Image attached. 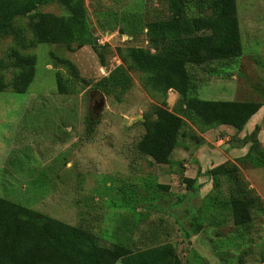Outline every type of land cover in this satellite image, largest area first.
<instances>
[{
    "label": "rangeland",
    "instance_id": "1",
    "mask_svg": "<svg viewBox=\"0 0 264 264\" xmlns=\"http://www.w3.org/2000/svg\"><path fill=\"white\" fill-rule=\"evenodd\" d=\"M84 3L95 37L106 46L102 50L106 67L99 64L89 46L69 51L60 44L39 43L26 49L16 46L36 59L26 91L11 88L14 68L1 71L7 87L0 91V197L68 223L83 218L104 244L132 236L136 246L171 242L183 264H264V167L236 159L247 152L250 142L246 135L255 125L259 126L255 137L264 146V0H237L242 54L233 62L213 65L223 67L225 74L198 69L196 89L200 99L256 100L263 105L239 131L219 125L201 132L186 120L184 134L170 156L174 168L166 175L159 172L167 166L152 164L135 149L144 132L143 122L152 116L161 95L144 88L136 71L130 72L132 87L119 98L117 91L105 94L92 87L120 63L116 45L146 46L143 35L133 41L119 35L116 28L125 25L123 14L140 8L153 18L165 9V0ZM37 10L64 12L55 0ZM27 21L22 16L14 22L31 38ZM15 45L11 35L0 37V57L9 59L8 50ZM56 57L70 59L80 77H72ZM57 72L68 79L65 93L57 90ZM177 98L176 91L168 90V109ZM100 99L103 104L97 107ZM87 116L98 118L91 136L85 134ZM194 137L200 143L191 139ZM182 159L192 177L187 176L196 180L191 186L181 180L179 170L186 169L180 164ZM223 162L238 166L263 203L261 210L252 209L253 222L246 230L232 224L228 210L218 212V205H207L205 196L214 189L204 172ZM157 182L169 189H155ZM224 196L220 198L224 200ZM150 199L155 200L152 206ZM136 205L138 211L133 213ZM193 217L203 223L197 234L188 228Z\"/></svg>",
    "mask_w": 264,
    "mask_h": 264
},
{
    "label": "trees",
    "instance_id": "2",
    "mask_svg": "<svg viewBox=\"0 0 264 264\" xmlns=\"http://www.w3.org/2000/svg\"><path fill=\"white\" fill-rule=\"evenodd\" d=\"M49 1L0 0V37L11 35L16 44L8 50L9 59L0 57V91L7 87L1 72L7 67L16 71L11 88L19 93L27 90L35 74L36 59L33 53L22 52L19 48L39 43L60 44L69 51L89 46L99 64L107 66L102 51L106 46L95 37L84 0H55L64 10L60 14L37 10ZM123 15L121 21L125 25L116 28L119 35H127L126 41L143 35L146 46L116 45L115 53L120 63L96 80L92 87L105 94L117 91L119 98L132 87L130 72L136 71L141 75L144 88L161 95L152 116L144 120V132L135 144L137 153L148 157L152 164L171 163V152L184 134L186 120L201 132L219 125L239 131L263 105L256 100H210L196 95L200 83L198 69H206L210 74H225L223 67L213 65L233 62L242 54L237 0H165V9L153 18L140 8ZM22 16L28 18L31 38L14 22ZM55 60L72 77H80L70 59L56 57ZM66 81L68 79L61 73H56L59 93L66 92ZM168 90L178 94L172 109L167 108ZM84 123L86 136H91L98 118L87 116ZM258 130L259 126L255 125L246 135L250 142L247 152L236 158L255 168L264 167V146L261 147L255 137ZM204 173L211 178L214 189L205 196L207 205H218V212L228 210L236 228L248 229L253 222L252 209L261 210L263 203L254 196L238 166L223 162ZM181 180L189 186L196 181L183 174ZM154 185L157 190L169 189L168 185L158 182ZM223 193L224 200L220 198ZM154 203V199L149 200L151 206ZM132 210L137 212V205ZM202 227V221L196 217L188 222L193 234L199 233ZM132 240L129 236L104 244L101 235L83 218L77 223H68L0 197V264H114L118 260L122 264H183L171 242L143 247L136 246Z\"/></svg>",
    "mask_w": 264,
    "mask_h": 264
},
{
    "label": "crops",
    "instance_id": "3",
    "mask_svg": "<svg viewBox=\"0 0 264 264\" xmlns=\"http://www.w3.org/2000/svg\"><path fill=\"white\" fill-rule=\"evenodd\" d=\"M84 47H86V46H84ZM84 47H82L81 49H83ZM180 164H181V166H182V168L183 167H186V169H184V171L182 172V170H181V172H180V170H179V173H182L183 175H185V176H187L188 174H187V171H188V165H186V161L184 160V159H182V160H180ZM159 166L160 165H163V167L164 166H167V169H165V170H162V172H159V173H163V175L165 174H169L170 173V171H171V169L172 168H174V164L173 165H167V164H158ZM162 167V166H161ZM197 167H200V166H197ZM181 168V169H182ZM200 170V169H199ZM162 175V174H161ZM189 176V175H188ZM187 176V177H188ZM156 177L158 178V175H156ZM189 177H192V176H189Z\"/></svg>",
    "mask_w": 264,
    "mask_h": 264
},
{
    "label": "water",
    "instance_id": "4",
    "mask_svg": "<svg viewBox=\"0 0 264 264\" xmlns=\"http://www.w3.org/2000/svg\"><path fill=\"white\" fill-rule=\"evenodd\" d=\"M103 104V99H100L99 103H98V106L97 107H101ZM234 143V142H233Z\"/></svg>",
    "mask_w": 264,
    "mask_h": 264
},
{
    "label": "clouds",
    "instance_id": "5",
    "mask_svg": "<svg viewBox=\"0 0 264 264\" xmlns=\"http://www.w3.org/2000/svg\"><path fill=\"white\" fill-rule=\"evenodd\" d=\"M122 36H124L125 37V39L127 38V35H122ZM130 38V37H129Z\"/></svg>",
    "mask_w": 264,
    "mask_h": 264
}]
</instances>
